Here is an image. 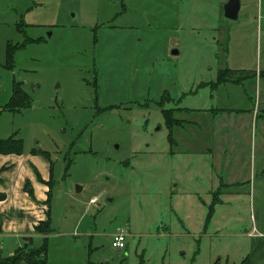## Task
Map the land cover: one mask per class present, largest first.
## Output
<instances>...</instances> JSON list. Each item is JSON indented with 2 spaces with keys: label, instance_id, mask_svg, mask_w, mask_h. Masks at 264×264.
Returning <instances> with one entry per match:
<instances>
[{
  "label": "rangeland",
  "instance_id": "374dc122",
  "mask_svg": "<svg viewBox=\"0 0 264 264\" xmlns=\"http://www.w3.org/2000/svg\"><path fill=\"white\" fill-rule=\"evenodd\" d=\"M227 1L0 0V139L51 154L50 264H241L264 239V0Z\"/></svg>",
  "mask_w": 264,
  "mask_h": 264
},
{
  "label": "crops",
  "instance_id": "0c3cea01",
  "mask_svg": "<svg viewBox=\"0 0 264 264\" xmlns=\"http://www.w3.org/2000/svg\"><path fill=\"white\" fill-rule=\"evenodd\" d=\"M263 74L260 71L259 74L252 75L257 80ZM257 106L260 110L264 108V97L261 94ZM255 114L257 117L258 114ZM52 177L53 161L41 154L31 151H23L21 154L0 153V192L6 195L0 201V240L10 238L28 241L32 238L33 241L37 236L42 237L34 232V227L49 216V206L46 203L49 188L46 182ZM254 244L257 246L249 254V264H264V239L257 240Z\"/></svg>",
  "mask_w": 264,
  "mask_h": 264
},
{
  "label": "trees",
  "instance_id": "16d2710c",
  "mask_svg": "<svg viewBox=\"0 0 264 264\" xmlns=\"http://www.w3.org/2000/svg\"><path fill=\"white\" fill-rule=\"evenodd\" d=\"M11 45H8V56H7V64L12 65V53L15 51L14 49H10ZM6 64V65H7ZM232 74V71L228 68H222L220 70H218V74H217V78H216V82L213 83L212 85H217L220 84L222 82H226V81H232L234 82V79H229V74ZM252 75V74H251ZM250 75V76H251ZM246 77H249V75H247ZM244 77V78H246ZM241 78L239 81H237V83L241 82L242 79ZM15 83V82H14ZM16 85L13 84V92L11 95V98L8 102V104L6 105L7 108H9L10 106L12 108H25L28 107V105L30 106V100L27 96H24L23 92L20 89H17L16 87H14ZM21 95L20 99L18 98V95ZM175 103L179 102L176 100H173ZM163 101H159V103H162ZM23 106V107H22ZM10 107V108H11ZM178 110H182V108H178L176 107H169V108H165L162 109L161 112H163V118H164V122L166 124V126L169 128V135H168V139L170 141V143L173 145L175 143L174 138L172 137V127L179 125L182 123L181 120L175 118L174 116H172V114L175 113V111ZM167 111V112H166ZM237 113L240 111H236ZM166 113V114H164ZM23 152V142L20 139H15V137L10 136L8 138L5 139H0V153L2 154H10V153H15V154H21ZM31 152L33 153H38L41 154L43 156H45L46 158L50 159V154L48 151L43 150V149H32ZM39 180H41L40 176ZM220 182H222V185H226V183L222 180V178H220ZM53 183V179L50 178L46 184L49 185V189L46 192L47 195V199H46V203H48L49 201V194L51 191V185ZM222 192V188L218 187V189L212 191V199L211 202L209 204V208H208V213H207V217H206V222L208 223V221L211 219V217L214 214V206L217 204H220L221 195ZM6 195L4 192H0V201L5 199ZM50 220H49V216L47 217L46 220L44 221H40L37 225H35L34 227V232L37 234H41L43 237V241L44 243L39 246V247H34L31 246L32 245V238H30L27 242H25L23 245L18 246L14 252L10 255L7 256H0V264H50L47 261V247H46V239H47V234L50 232ZM241 264H249V255H247L243 260Z\"/></svg>",
  "mask_w": 264,
  "mask_h": 264
},
{
  "label": "built area",
  "instance_id": "2783aa9c",
  "mask_svg": "<svg viewBox=\"0 0 264 264\" xmlns=\"http://www.w3.org/2000/svg\"><path fill=\"white\" fill-rule=\"evenodd\" d=\"M129 235V230L127 226H119L117 227L112 242L111 246L117 250H124L126 246V239L127 236Z\"/></svg>",
  "mask_w": 264,
  "mask_h": 264
},
{
  "label": "water",
  "instance_id": "95a60500",
  "mask_svg": "<svg viewBox=\"0 0 264 264\" xmlns=\"http://www.w3.org/2000/svg\"><path fill=\"white\" fill-rule=\"evenodd\" d=\"M240 9V0H228L223 7L224 10V16L229 18V19H236L238 16V12ZM172 54H178L177 49H173L171 51ZM77 190L80 189L79 186L76 188Z\"/></svg>",
  "mask_w": 264,
  "mask_h": 264
}]
</instances>
